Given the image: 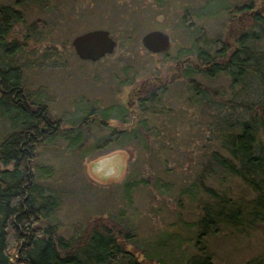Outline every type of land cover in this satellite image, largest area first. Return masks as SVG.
Masks as SVG:
<instances>
[{
	"label": "rangeland",
	"instance_id": "1",
	"mask_svg": "<svg viewBox=\"0 0 264 264\" xmlns=\"http://www.w3.org/2000/svg\"><path fill=\"white\" fill-rule=\"evenodd\" d=\"M249 1L163 0L159 6L155 0H76L74 10L66 16V7L62 6L70 4L71 0L61 5L63 11L55 10L53 13H44L33 0H0V4H9L19 9L22 16L12 26L7 40H20L28 34L21 50L15 52L10 59L20 65L24 95L26 96V91L39 93L38 97L52 119L68 116L78 107L87 111L84 114L87 119L84 123L87 125V136L81 150L74 152L73 147L67 146V140L59 135H55L52 141L37 150V166H47L51 170L50 174L37 177V183L42 187V193H53L57 197L52 214L43 219L45 223L54 224L55 234L73 241L81 234L87 221L102 220L108 213L115 215L123 211L134 227L136 241L147 246L152 264L167 260L161 246H156L154 237L160 230L170 229L168 222L173 219L175 210L171 196H160L145 187L137 186L130 202H127L122 198L120 183L129 169L146 174L155 167L159 170L168 168L163 172V177L172 180L175 188L177 183L192 175L193 169L199 167L210 151L217 149L225 154L220 146V133L225 130L222 126L226 122L233 123L254 114L252 108L247 111L238 105L249 102L251 106H255L261 96L254 73L244 81L240 89L232 87V94L228 92L230 89L225 94H217L216 99H232L233 103L238 101L234 109L226 101H221L219 106L217 102L196 105L188 99L191 87L179 77H173L171 81L164 83L173 74L175 61H179V58L176 59L177 53L190 46L189 42L200 34L209 40L227 38L231 31L225 30L229 23L227 18L232 15L236 18L238 6ZM251 1L254 6L262 4V0ZM224 3L232 8L231 12L206 14V11L218 9ZM184 14L186 18L183 21ZM36 18L45 19L44 26L40 30H27V25ZM93 27L106 28L115 39V46L110 53L96 60L80 59L69 40L74 34ZM152 28L168 33L169 45L165 50L153 52L141 45L140 35ZM31 31L37 33L33 36ZM127 34H130L132 41L126 38ZM219 44L220 41H217L211 45L213 48ZM180 56L185 57L183 54ZM188 58L194 61L195 54L188 53ZM124 70L127 74L128 71L134 72L129 83L119 82L128 79L129 74L125 75ZM225 75L226 73L214 77L200 74L193 76L213 89L227 85ZM154 77L163 80L165 86L154 105L155 116L152 119L149 117L148 122L161 135L158 139L153 138V132L148 133V143L157 150L154 153L156 155L139 151L135 141L114 147L112 141H106L111 128L127 127L136 111L135 96L138 92L135 95L134 90L143 81H151ZM235 90L240 92L235 95ZM138 95H142L141 89ZM109 104H123L127 107L128 112L126 110L123 121L114 117V109L110 110L109 116H100L101 110ZM234 124L233 129H237V124ZM54 126L61 129L67 125L59 120ZM96 140H99V145L90 146ZM157 144L163 145L161 151ZM117 153L126 163L122 178L118 181L99 182L93 176L90 164L95 163L101 170L108 168ZM227 183L231 193H239L238 178L232 176ZM209 184L216 183L210 180ZM220 237L219 233L217 238H211V246L209 245L219 263L240 264L243 259L264 252L263 228L249 232L236 241L227 235Z\"/></svg>",
	"mask_w": 264,
	"mask_h": 264
},
{
	"label": "trees",
	"instance_id": "2",
	"mask_svg": "<svg viewBox=\"0 0 264 264\" xmlns=\"http://www.w3.org/2000/svg\"><path fill=\"white\" fill-rule=\"evenodd\" d=\"M33 1L44 13L63 11L61 8L66 7V16L76 4V0H71L70 4H65L67 0ZM63 3L65 5L61 7ZM155 3L160 6L163 0H155ZM223 11L231 12L232 8L224 3L218 9L206 11V14L216 15ZM21 18L19 9L0 4V264H152L147 246L136 241L134 227L123 211L115 215L108 213L102 220L87 221L81 234L73 241L55 234L54 224L43 221L52 214L57 197L53 193H42V187L37 183V177L51 171L47 166H37V150L52 141L55 135L67 140V146L73 147L74 152L81 150L87 136V125L84 124L87 111L78 107L68 116L52 119L36 91L33 94L26 91L22 103L19 102L17 97L24 93L23 88L20 89L21 68L10 59L21 50L28 34L20 40H7V36ZM182 18L184 21L186 15ZM235 19L233 15L227 18L228 28L236 25ZM255 19L260 29L256 38L251 30H243L233 40L239 46L241 58L236 49L227 46V38H211L213 41L202 34L176 54L180 61H187L188 53L195 54V60L185 62L178 77L191 87L188 99L196 105L217 102L219 106L226 101L234 109L238 101L216 99L217 94L221 95L220 87L210 89L196 80L194 74L214 77L224 72L233 79L240 76L241 85L250 73L258 79L261 96L255 106L249 102L238 104L247 111L252 108L254 114L233 123L228 121L222 126L225 130L220 133V146L225 154L217 149L210 151L199 167L193 169L192 175L177 183L175 188L172 180L163 177L168 168L159 170L155 167L146 174L129 169L120 183L122 198L127 202H130L137 186L160 196L170 195L174 201V216L168 222L170 229H162L154 237L156 246H161L167 256L166 261L159 260L160 264H222L216 261L214 252L210 250L211 238H217L220 233V238L227 235L236 241L249 232L264 230V14ZM45 23V19L36 18L26 29L40 30ZM36 33L31 31L33 36ZM126 38L132 41L130 34ZM253 39L257 42L256 52ZM217 41L225 44L209 51L211 44ZM180 54L185 57L180 58ZM250 58L254 59L252 65ZM128 72L129 75L124 70L128 79L119 80L120 83L132 81L134 72ZM156 86L155 80L142 86V95L137 93L132 120L124 129L111 128L106 141H112L114 147L135 141L139 151L157 153L148 143V133L153 132V138L158 139L161 135L148 122L155 116L154 105L165 86L161 85L160 91ZM111 109H114V117L122 121L126 110L128 112L123 104H109L101 110L100 116H109ZM59 120L67 126L52 129L49 124H57ZM234 123L237 129H233ZM97 145L99 140L90 146ZM162 147V144H157L159 151ZM232 176L240 182L237 194L230 192L227 183ZM210 180L216 184H209ZM240 264H264V252L251 255Z\"/></svg>",
	"mask_w": 264,
	"mask_h": 264
},
{
	"label": "water",
	"instance_id": "3",
	"mask_svg": "<svg viewBox=\"0 0 264 264\" xmlns=\"http://www.w3.org/2000/svg\"><path fill=\"white\" fill-rule=\"evenodd\" d=\"M69 43L78 58L93 61L110 53L116 41L106 28L93 27L74 34ZM140 43L149 51H162L169 45V36L162 29L152 28L140 35Z\"/></svg>",
	"mask_w": 264,
	"mask_h": 264
},
{
	"label": "flooded vegetation",
	"instance_id": "4",
	"mask_svg": "<svg viewBox=\"0 0 264 264\" xmlns=\"http://www.w3.org/2000/svg\"><path fill=\"white\" fill-rule=\"evenodd\" d=\"M262 4H259L258 6L255 4H253V1H249L248 3H244V4H241L238 6V8L236 9L237 10V13H236V25L232 28H226L225 30H231L229 34H227V39H228V42H227V46H229L232 50H235L237 51V55L241 58V53H240V50H239V46L237 44H234L233 43V40L234 38L237 36V35H241L242 31L243 30H251V33L253 34L254 38H256V34H257V31L260 30L258 25H257V21H256V16H258L259 14H264V3L261 2ZM248 18V19H247ZM189 30V29H188ZM193 30V28L191 29ZM233 37V38H232ZM253 43H254V52L257 51V42L255 39H253ZM225 43H223L222 41H220V44L217 46V48L221 45H223ZM215 47H213L212 49H214ZM187 58V61H178L176 60L175 61V66H174V72L172 75L169 76L168 79H165L164 80V83L167 81H171V79L173 77H178V74L180 73V70L182 69L183 65L185 62H189V58H188V55H186ZM252 60V58H250ZM240 60V59H238ZM239 62V61H238ZM254 62V59L251 61V65L252 63ZM240 66V65H239ZM240 69V68H239ZM224 73V72H223ZM225 74V73H224ZM253 73H250V75H252ZM228 82H227V85L226 86H220V93L221 95L225 92H227L228 89L232 88V87H237V89H240L241 87V83L243 82L242 81V78H240V76L236 79H233V77H231L230 75H225ZM152 80H155L156 81V84H157V89L159 90L160 89V86L163 85V80L160 81L158 78L154 77L152 78ZM151 80V81H152ZM234 80V81H232ZM246 80V79H244ZM150 80L142 83L140 86H144L146 84H148L149 82H151ZM234 82L233 85H230L232 82ZM236 83V84H235ZM138 87L134 90V93L136 95V92H139L141 87ZM22 90V87L20 88ZM19 89V90H20ZM160 91V90H159ZM219 92V91H218ZM228 92L232 93V91H229ZM240 92V90H235L234 93H238ZM14 95H11V98H13ZM24 98V93L22 96H19L17 97V99H19V102L22 103V100ZM137 97V95L135 96V98ZM255 108V107H253ZM44 109L46 110V108L44 107ZM43 114V113H42ZM49 125H53L51 128L54 129L55 126L54 124H49Z\"/></svg>",
	"mask_w": 264,
	"mask_h": 264
},
{
	"label": "clouds",
	"instance_id": "5",
	"mask_svg": "<svg viewBox=\"0 0 264 264\" xmlns=\"http://www.w3.org/2000/svg\"><path fill=\"white\" fill-rule=\"evenodd\" d=\"M125 167L126 163L119 153L115 154L113 163L103 170H101L95 163L90 164V170L99 182L108 180L118 181L122 178Z\"/></svg>",
	"mask_w": 264,
	"mask_h": 264
}]
</instances>
